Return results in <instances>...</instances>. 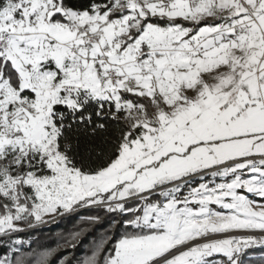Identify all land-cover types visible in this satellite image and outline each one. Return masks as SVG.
I'll list each match as a JSON object with an SVG mask.
<instances>
[{
    "label": "snow or ice",
    "instance_id": "snow-or-ice-1",
    "mask_svg": "<svg viewBox=\"0 0 264 264\" xmlns=\"http://www.w3.org/2000/svg\"><path fill=\"white\" fill-rule=\"evenodd\" d=\"M0 264H264V0H0Z\"/></svg>",
    "mask_w": 264,
    "mask_h": 264
},
{
    "label": "trees",
    "instance_id": "trees-1",
    "mask_svg": "<svg viewBox=\"0 0 264 264\" xmlns=\"http://www.w3.org/2000/svg\"><path fill=\"white\" fill-rule=\"evenodd\" d=\"M78 216H70L57 221L55 224H51L48 227H44L37 232L41 243L47 245H55L57 240L61 236H67L70 232L78 229ZM84 244H87V238H85ZM83 247L77 251H83Z\"/></svg>",
    "mask_w": 264,
    "mask_h": 264
},
{
    "label": "rangeland",
    "instance_id": "rangeland-1",
    "mask_svg": "<svg viewBox=\"0 0 264 264\" xmlns=\"http://www.w3.org/2000/svg\"><path fill=\"white\" fill-rule=\"evenodd\" d=\"M61 219H63V218H60L59 220H61ZM59 220H58V221H59ZM48 226H49V225H48ZM48 226H45V227H48Z\"/></svg>",
    "mask_w": 264,
    "mask_h": 264
}]
</instances>
